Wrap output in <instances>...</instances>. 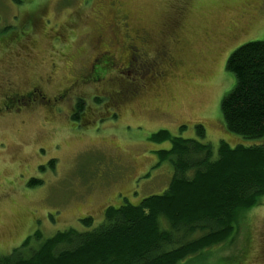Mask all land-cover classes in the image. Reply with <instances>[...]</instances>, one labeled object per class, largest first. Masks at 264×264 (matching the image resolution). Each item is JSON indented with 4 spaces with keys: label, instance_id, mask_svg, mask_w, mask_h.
<instances>
[{
    "label": "rangeland",
    "instance_id": "374dc122",
    "mask_svg": "<svg viewBox=\"0 0 264 264\" xmlns=\"http://www.w3.org/2000/svg\"><path fill=\"white\" fill-rule=\"evenodd\" d=\"M117 2L132 26L148 33L146 52L158 62L163 52L173 55L178 66L162 85H152L151 92L147 86L130 98L125 91L127 99L121 103L87 86L58 107H44L22 121L0 118V258L34 233L45 239L70 228L83 232L87 229L80 219L90 217L95 227L108 206L117 207L123 199L135 204L160 193L172 166L158 151L170 147L168 139H150L158 130L194 139L195 126L201 125L204 141L214 150L220 140L232 146L238 142L226 133L219 109L221 98L233 87L225 62L239 46L264 41V0ZM97 3L0 0V102L8 97V82L17 89L26 83L36 87L37 78L52 69V85L42 90L48 98L86 68L95 52L94 38L110 19L107 0L106 19ZM5 28L8 31L1 33ZM169 32L182 40L171 50L165 41ZM104 34L108 40L107 31ZM112 70L106 89L117 92L123 78L133 74L122 70L116 78L120 74ZM76 97L82 112L74 108ZM32 180L39 184L29 186ZM196 259L188 264H264V198L260 205L237 213L236 232L228 242Z\"/></svg>",
    "mask_w": 264,
    "mask_h": 264
},
{
    "label": "trees",
    "instance_id": "16d2710c",
    "mask_svg": "<svg viewBox=\"0 0 264 264\" xmlns=\"http://www.w3.org/2000/svg\"><path fill=\"white\" fill-rule=\"evenodd\" d=\"M225 70L233 87L219 109L226 133L238 140L235 145L220 140L214 150L201 125L195 126L194 139L166 130L152 133L151 140L170 142L158 150L172 166L160 193L108 206L95 227L90 217L80 219L83 232L70 228L45 239L34 233L0 264H188L228 242L237 213L264 198V41L233 50ZM125 85H120L124 91ZM38 184L32 180L29 186Z\"/></svg>",
    "mask_w": 264,
    "mask_h": 264
},
{
    "label": "flooded vegetation",
    "instance_id": "af4514ba",
    "mask_svg": "<svg viewBox=\"0 0 264 264\" xmlns=\"http://www.w3.org/2000/svg\"><path fill=\"white\" fill-rule=\"evenodd\" d=\"M107 2L108 7H111L109 12L110 19L107 27H101L102 30H99L94 38L93 48L95 52L86 65V68L82 69L83 71L79 75H74L72 79L67 80L62 88H55L52 93L53 96L48 98L42 90L44 87L52 85L53 75H49L52 69L48 74L37 78L35 81L37 83L36 87L30 88L29 84L26 83L17 89L13 87L12 83L8 82L7 87L10 89V92L7 94L8 97L0 102V116H2L0 118L12 116L14 119L22 121L24 117L34 115V113L43 110L44 107H50L49 110L58 107L64 101L70 100L73 95L77 94L78 96L79 90L87 86H95L97 89H102L105 91V99L107 98L108 101L114 99L121 103L127 99L124 90L120 89L115 92V90L106 89L111 84V79H113L110 78L111 74L114 73L112 69H117L116 73L120 74L116 78L122 76V70H125L128 75L130 71L132 72V77L123 78L124 80L121 81L122 84L120 83V85L126 84L125 86L128 88L126 91H130L128 94L130 98H137L139 95L138 92L148 90L147 86L149 87L148 92H151L152 85L155 87L156 85H162L169 71L178 66V62L175 63L172 54L170 56L164 52L162 56L158 57L163 60L159 62L155 61L145 50L149 43L148 33L142 28L132 26L129 15L120 12L117 0L115 3L112 0H107ZM245 6L243 8L247 12ZM97 11L100 15H105L104 18L106 19V16H108V12L106 14V0H98ZM241 14L243 15L242 19H245L247 13L242 11ZM28 19L30 17L25 18V21ZM32 22L28 24L29 27L33 25ZM43 22L45 25L48 22L46 17H44ZM250 22L251 20L249 19L247 22L248 25H250ZM101 31H104V33L107 31L109 34L108 40L106 39V35ZM58 37H62V35ZM57 39L59 38H55V40ZM165 41L168 42L166 46L169 49L171 45L178 47L182 44L180 35L174 32H169L166 35ZM117 45L119 47L114 48ZM120 45H124L125 47L120 48ZM113 48L114 50H112ZM116 65L117 67H115ZM145 73L148 75L146 81L140 82ZM114 81L117 83V80ZM76 99L74 108L76 107V111L82 112L83 107L79 105L80 99L79 97H76ZM120 103L116 105L118 106ZM110 104L115 109H120L113 103L110 102Z\"/></svg>",
    "mask_w": 264,
    "mask_h": 264
}]
</instances>
